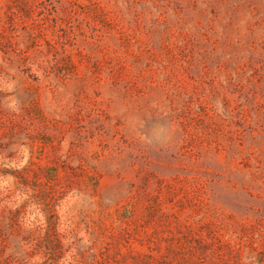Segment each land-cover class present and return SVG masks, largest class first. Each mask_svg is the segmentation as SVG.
Segmentation results:
<instances>
[{"label":"rangeland","instance_id":"obj_1","mask_svg":"<svg viewBox=\"0 0 264 264\" xmlns=\"http://www.w3.org/2000/svg\"><path fill=\"white\" fill-rule=\"evenodd\" d=\"M0 264H264V0H0Z\"/></svg>","mask_w":264,"mask_h":264},{"label":"trees","instance_id":"obj_2","mask_svg":"<svg viewBox=\"0 0 264 264\" xmlns=\"http://www.w3.org/2000/svg\"><path fill=\"white\" fill-rule=\"evenodd\" d=\"M5 198H6V196H3V197L1 198V200L4 201V200H6Z\"/></svg>","mask_w":264,"mask_h":264}]
</instances>
